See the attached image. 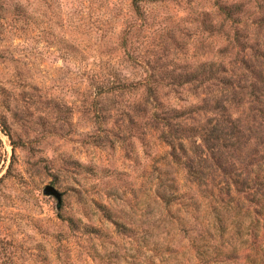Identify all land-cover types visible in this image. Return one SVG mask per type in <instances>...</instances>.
<instances>
[{
  "label": "rangeland",
  "instance_id": "1",
  "mask_svg": "<svg viewBox=\"0 0 264 264\" xmlns=\"http://www.w3.org/2000/svg\"><path fill=\"white\" fill-rule=\"evenodd\" d=\"M0 264H264V0H0Z\"/></svg>",
  "mask_w": 264,
  "mask_h": 264
},
{
  "label": "trees",
  "instance_id": "2",
  "mask_svg": "<svg viewBox=\"0 0 264 264\" xmlns=\"http://www.w3.org/2000/svg\"><path fill=\"white\" fill-rule=\"evenodd\" d=\"M233 7L234 6H225V7L223 6L222 8V6H219V8L223 11V13L227 17H230V18L233 17L234 15V12H232ZM135 9H137L136 6H135ZM136 13L140 15V12H136ZM233 19H236V18H233ZM222 70L223 68H221L220 64L216 66L213 62H206L197 67L195 74L192 75V78H190V80L198 81L199 84H202L203 82H206L209 79L217 77L218 73ZM187 81L188 80H184V82H187ZM127 85L129 86V84ZM181 115H182V111L174 112V116L176 117H180ZM70 223L72 222L70 221ZM224 253L228 254V252H224Z\"/></svg>",
  "mask_w": 264,
  "mask_h": 264
},
{
  "label": "water",
  "instance_id": "3",
  "mask_svg": "<svg viewBox=\"0 0 264 264\" xmlns=\"http://www.w3.org/2000/svg\"><path fill=\"white\" fill-rule=\"evenodd\" d=\"M42 191H43V194H45V195H52V196L56 197L57 205H60L61 193L54 186L47 184L44 186Z\"/></svg>",
  "mask_w": 264,
  "mask_h": 264
}]
</instances>
